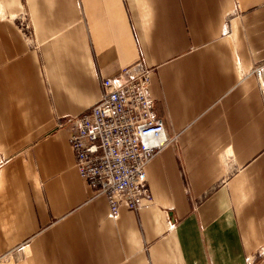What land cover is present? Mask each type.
Returning a JSON list of instances; mask_svg holds the SVG:
<instances>
[{
	"label": "crops",
	"instance_id": "1",
	"mask_svg": "<svg viewBox=\"0 0 264 264\" xmlns=\"http://www.w3.org/2000/svg\"><path fill=\"white\" fill-rule=\"evenodd\" d=\"M128 68L176 138L112 217L62 122ZM0 264H264V0H0Z\"/></svg>",
	"mask_w": 264,
	"mask_h": 264
},
{
	"label": "built area",
	"instance_id": "2",
	"mask_svg": "<svg viewBox=\"0 0 264 264\" xmlns=\"http://www.w3.org/2000/svg\"><path fill=\"white\" fill-rule=\"evenodd\" d=\"M133 67L142 68L140 63ZM254 72L260 76L262 68ZM148 84L145 69L138 74L123 69L102 79L96 103L62 122L69 130L68 142L80 177L95 194L107 197L112 217L122 204L137 211L144 201H152L145 166L176 138L166 134L148 95Z\"/></svg>",
	"mask_w": 264,
	"mask_h": 264
}]
</instances>
